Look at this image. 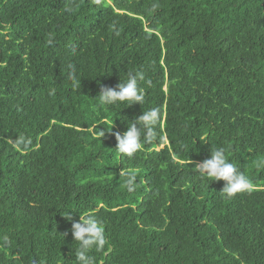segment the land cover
<instances>
[{
    "label": "trees",
    "instance_id": "trees-1",
    "mask_svg": "<svg viewBox=\"0 0 264 264\" xmlns=\"http://www.w3.org/2000/svg\"><path fill=\"white\" fill-rule=\"evenodd\" d=\"M128 71L143 104L100 105ZM216 148L250 190L194 170ZM85 213L93 264H264V0H0V264H78Z\"/></svg>",
    "mask_w": 264,
    "mask_h": 264
},
{
    "label": "clouds",
    "instance_id": "clouds-1",
    "mask_svg": "<svg viewBox=\"0 0 264 264\" xmlns=\"http://www.w3.org/2000/svg\"><path fill=\"white\" fill-rule=\"evenodd\" d=\"M96 2L100 3V0H96ZM67 11H71V9H67ZM68 68L70 70L69 76L73 80V86L76 87L75 66L69 64ZM144 81L145 74L142 71H128L127 79L120 81L116 87L102 86L97 96L98 101L102 106H115L125 102L128 106L137 102L143 104L144 89L141 87V82ZM158 120L159 110L153 108L144 111L142 115L130 121L127 130L123 134L119 131L114 133L118 142L116 150L122 155L133 156L140 150L142 139L149 140L152 138L153 129L157 125ZM194 170L202 178H207L211 182L223 180L225 186L221 192L228 197L250 190L248 178L239 171L231 160L226 158L223 148L210 149L209 158L196 164ZM128 190H133V179L128 180ZM71 233L74 241L78 243V248L75 251L78 264H93L89 253L93 249L102 250L108 244L102 222L91 213L80 214L79 220L72 223Z\"/></svg>",
    "mask_w": 264,
    "mask_h": 264
}]
</instances>
